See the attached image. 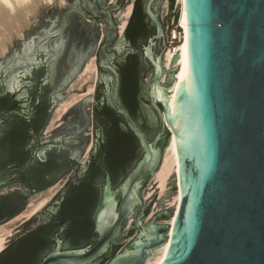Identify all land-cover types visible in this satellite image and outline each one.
<instances>
[{
    "label": "water",
    "instance_id": "water-1",
    "mask_svg": "<svg viewBox=\"0 0 264 264\" xmlns=\"http://www.w3.org/2000/svg\"><path fill=\"white\" fill-rule=\"evenodd\" d=\"M106 1L65 0L63 7L44 8L24 28V37H14L0 57V96L22 97L28 109L38 92L46 91L48 100L55 92L53 111L95 55L93 103L90 94L73 103L51 134L40 137V142H46L63 136L74 138L78 133L70 146L78 162L69 168L75 171L74 176L96 153L100 130L95 106L103 92L107 98L104 96L98 105L108 104L123 119L122 127L135 136L141 153L123 179L111 185L109 176L105 177L93 212L95 242L62 250L61 240L56 238L55 248L40 264H92L101 256L102 264L119 248L120 240H114L128 218H132L137 233L105 264H144L167 237L169 246L160 264H264V0H184L188 70L176 92L172 119L170 92L160 84L170 87L176 80L177 69L166 71L163 55L181 4L168 0V12L163 16L159 10L163 0H116L112 6H106ZM137 1L144 3L145 16L155 29L141 47L150 68L141 74V111L137 115L139 120L142 115L147 117L151 138L123 108L116 92L114 68L130 45L125 30ZM130 2L132 12L120 36L117 17ZM98 22L103 37L97 45ZM176 60L177 56L172 63ZM90 105L92 146L80 165L90 139ZM172 135L179 164V208L172 226L164 222L171 217L172 208L144 223L149 210L141 189L158 169ZM6 182L0 181V186ZM172 184L174 193V178ZM62 193L28 220L40 221ZM28 201L26 198L25 206ZM18 226L0 224V228L12 229L11 236L14 229L21 230L22 225ZM112 241L117 246L107 252Z\"/></svg>",
    "mask_w": 264,
    "mask_h": 264
},
{
    "label": "trees",
    "instance_id": "trees-1",
    "mask_svg": "<svg viewBox=\"0 0 264 264\" xmlns=\"http://www.w3.org/2000/svg\"><path fill=\"white\" fill-rule=\"evenodd\" d=\"M154 33V26L145 16L144 3L137 1L125 30V38L138 51L129 53L117 64L116 91L121 105L134 120L138 119L139 109L141 47ZM15 109L17 104L9 95L0 96V116ZM47 109V92L43 91L39 96V103L34 107L35 119L31 122L33 126H44ZM95 115L100 117L96 120V124L102 131L104 143L88 165L81 192L69 203L64 204L57 216L59 224L70 222L64 234L69 240L70 247H79L92 242L89 233L92 230L93 212L100 196V187H97V184L103 183L105 174H108L114 185L119 178L123 179L128 174L141 156L137 139L132 132L122 127L123 119L110 106L95 107ZM30 126L15 114L3 118V123L0 125V174L4 173L3 164L7 162L15 165V168L28 162L29 156L24 146L26 131ZM141 127L150 133L144 125ZM48 156L44 162H35L25 167L17 176L20 182L36 190L50 185L59 172V156L54 152L49 153ZM79 216H82L81 221H77Z\"/></svg>",
    "mask_w": 264,
    "mask_h": 264
},
{
    "label": "flooded vegetation",
    "instance_id": "flooded-vegetation-1",
    "mask_svg": "<svg viewBox=\"0 0 264 264\" xmlns=\"http://www.w3.org/2000/svg\"><path fill=\"white\" fill-rule=\"evenodd\" d=\"M131 49L134 50L133 53H136L138 51L135 48H133L131 45H128L126 47L125 53L121 55L118 60L120 62L123 61L129 53H132L130 52ZM105 67L108 68L107 66ZM148 68H150V66H148L142 58L141 66L139 69L140 79L142 77L141 74L144 73V71L147 70ZM114 69L116 72V78H117V83H118L117 67ZM41 86L42 85L38 87L39 90ZM1 92L2 91H0V93ZM41 93L42 92H38L37 95L33 97L32 103L28 109H25L28 106V102H26V100H23L22 97L16 98V97L9 95L11 100L16 102L17 109L6 112L0 116L2 123H3L4 117L10 114H15L31 125L29 128H27L26 135H25L26 143L24 146L25 152L29 156L28 162H26L23 166L19 168H15V165H13L10 162L3 164L4 173L0 174V181L7 180V182L4 185L0 186V190H1L0 191V224H4L12 220L13 218L17 217L20 214V212L23 210L26 204L25 202H26L27 197L33 194L42 192L43 190L51 187L67 172V170H69V168H72L75 165L78 166L76 154H73L70 151V146L72 145L71 140L77 137V134H78L77 132L74 134L73 136L74 138H72V136H63L59 138L58 140H52V141L49 140L46 142H40V137L42 135V132L45 129L49 115L53 112L51 107L53 106V93L55 92L51 94L50 100H48L47 98L48 109L45 115L46 121H45L44 126L39 127V125H37L35 127L33 126L31 122L33 121V119H35L34 107L35 105L39 103V96ZM106 93L105 92L102 93L101 97L96 101L95 107H102L103 105H108V104H103L102 106L98 105V101L100 102V100H102L103 97L106 96ZM139 98L140 96H138V104H139L138 113L139 111H141ZM143 104L145 106L147 105L145 103ZM141 117H142V120L137 119L135 121L139 124L140 127L144 125L146 129L149 130V124L147 121L148 120L147 117L145 115H142ZM99 118H100L99 115H95V121L97 119L99 120ZM155 123H158V121L156 120ZM141 129L146 133V135L149 138H151V135L150 133H148V131H145L142 127ZM98 130H100V133H99L100 136H99V143L97 146L96 153L91 156L84 170L80 174H77L76 176H74V178L66 185L61 198H59L57 202L52 203L51 208L47 211L48 213L45 217H43L37 223H35L34 221L32 222L30 220H25L18 226L20 227L22 225V228L20 231H18V229H16L17 232L15 229L13 230L15 231L14 234L8 238L4 248L0 251V264H40L42 258L47 253H49L51 250L55 248L56 238H59L61 240L62 250L78 249V248L86 247L88 245H92L95 242L96 235L93 232V218H92V230L89 233L91 235L90 238L92 242L90 244H86V245L79 246V247H70L69 243L68 245L66 244V242H69V240L64 237L65 231L67 230L70 222L68 221L66 223L59 224L57 220V216L61 210V207L64 204L66 205L67 203H69L73 199L74 196L79 195V193L81 192V187H84L83 182H84V177L86 175L88 165L92 157L98 153L101 144L104 143L103 134H102L100 127ZM157 132H158V127H157ZM51 152H54L59 156L58 157L59 172L57 173L55 180L47 187L40 189V190L39 189L36 190L34 188H30L29 186L22 184L20 180L17 178V176L24 170V168L28 167L29 165L35 162H44L49 157L48 155ZM106 176H109V175L105 174V177ZM103 183H104V180H103ZM103 183L100 182L97 184V187H100V192H101V187ZM111 185H113L112 181H111ZM8 188H13V189L8 191ZM6 189H7V192H2ZM99 199H100V196H99ZM53 205L54 207H52ZM144 213H145V210L141 213V217L144 215ZM81 220H82V216L77 217V221H81ZM132 230H136L134 226ZM136 233H137V230H136ZM121 238L122 236L120 235L114 241L117 242ZM130 241H128L126 244H128ZM116 246L117 244H115L112 241L110 246L108 247L107 252L116 248ZM122 248L120 249V251L122 250ZM101 262H102V256L96 258L92 262V264H101Z\"/></svg>",
    "mask_w": 264,
    "mask_h": 264
},
{
    "label": "bare ground",
    "instance_id": "bare-ground-1",
    "mask_svg": "<svg viewBox=\"0 0 264 264\" xmlns=\"http://www.w3.org/2000/svg\"><path fill=\"white\" fill-rule=\"evenodd\" d=\"M44 2L47 3V2H50V0H0V55L4 54V51L6 50L8 43L11 42L13 37H21L22 31L28 25L30 17H32L37 12V8L39 7V5H41ZM177 2L181 4L179 17L176 23L178 27H180L181 29V40L174 49L172 48L166 49L163 55L164 69L166 71L174 70L175 68L177 69L174 74L176 80L174 84L171 85L170 87H165L163 84H160L162 87H164L166 90L170 92L169 93V99H170V104H171V109L169 113L170 119H172L174 115L176 92L178 90V87L182 79L185 78L187 74V70H188L186 11H185L184 0H177ZM129 11H130V8L128 7L127 11H125V15L123 17L122 22H120L121 24L118 28L119 34L122 33L125 27V23H126ZM175 56H177V60L174 63H172V59ZM94 69H95V62H94V59L91 58L90 61L85 66L82 74L79 76V78H76V79L77 80L79 79L78 81L80 83V82L89 80V78L90 79L93 78ZM164 78H165V75L162 76L161 81H164ZM92 87L93 86L88 87L89 89L87 91L89 92L92 91L91 89ZM79 98H81L79 95L72 94L70 97L68 96V99L66 101L60 103L57 106V108L54 110V113H53V116L51 118V122L49 125L52 126L54 123V120H56L61 115V113H63L71 104L79 100ZM153 98L154 100H158V96H156L155 93H153ZM178 175H179V164H178L177 149H176L175 138L172 135L170 136L168 144L164 148L163 156H162L158 169L155 171V173L151 175V178L149 180V182L151 181L152 183L153 182L155 183L156 185L155 188L158 191L159 195L163 196L167 193L169 189L171 178L172 177L174 178V184L176 185V191L174 195L166 201V206L173 207L172 208L173 213L171 217L165 221V223H168L170 226H172L174 223L175 216L178 211L179 202H180V189H179ZM55 190L56 189H53L52 187V190H49L46 192L45 198L46 199L51 198ZM150 194L151 193L148 190L143 191L141 196L144 202L146 201V199L149 198ZM37 203H35L33 200L32 202H30V204L27 206L26 211L23 213V215H25L24 217H28L32 215L37 210L39 206V204ZM131 220L132 218L127 219L128 222H130ZM10 230H8V227L1 228L0 230V233H1L0 251L4 247L7 241V238L11 235L12 231ZM170 234H171V230H169V235ZM169 242H170L169 237H167L166 242L160 248H157L150 252L149 257L145 260L144 264H160L165 258L167 248L169 246Z\"/></svg>",
    "mask_w": 264,
    "mask_h": 264
},
{
    "label": "rangeland",
    "instance_id": "rangeland-1",
    "mask_svg": "<svg viewBox=\"0 0 264 264\" xmlns=\"http://www.w3.org/2000/svg\"><path fill=\"white\" fill-rule=\"evenodd\" d=\"M115 1L116 0H107L106 1V6H112L114 3H115ZM127 0H124V2H126ZM132 1H135V0H132ZM64 4H65V0H50V2H47V3H42L41 5H39V7L37 8V12L32 16V17H30V19H29V22H28V24L37 16V14L40 12V11H42L44 8H46V7H48V6H56V7H63L64 6ZM174 6V5H173ZM128 7L130 8V11H129V14H128V17H127V20H126V23H125V27H126V25H127V22H128V19H129V17H130V15H131V12H132V8H133V2H130L128 5H126L125 7H124V9H125V11H127V9H128ZM159 10H160V13L163 15V16H166V14H167V12H168V0H163L162 1V3L160 4V7H159ZM125 11L124 12H122V13H120V15L117 17V27L119 28V26H120V22H122V20H123V17H124V15H125ZM172 12H174V7H173V9H172ZM98 25H99V27H100V35H99V38H98V40H97V45H98V43L102 40V37H103V33H102V24H101V22H98ZM125 27H124V29H125ZM176 27H178V25L177 24H174L170 29H169V34H168V38H167V43H166V46H165V48L166 49H169V48H172L175 44H172L171 43V41H170V36H171V32L173 31V30H175V31H177V28ZM180 28V27H179ZM124 29H123V31H124ZM181 30V29H180ZM23 31H24V29H23ZM22 31V34H21V37H16L17 39H22L23 37H24V32ZM122 31V32H123ZM122 34V33H121ZM121 34H120V36H121ZM14 38V37H13ZM12 38V39H13ZM12 41V40H11ZM11 43V42H10ZM10 43H8V46H7V48H6V50L8 49V47H9V45H10ZM179 44V43H178ZM177 44V45H178ZM97 45H96V48H95V52H96V50H97ZM165 49V50H166ZM6 50L4 51V53L6 52ZM4 54H2V55H0V57L1 56H3ZM91 58H93L94 59V62H95V55H92V56H90V58L88 59V61L86 62V64L84 65V67H83V69L81 70V72H80V74H79V76L82 74V72H83V70H84V68H85V66L87 65V63L90 61V59ZM171 71V70H170ZM170 71H168V72H170ZM148 75H151V71H148ZM79 76L77 77V78H79ZM79 80V79H78ZM77 79H75V81L73 82V84H72V86L70 87L71 89H69V91H68V94H67V97L62 101V102H64V101H66L67 99H68V96L70 97L72 94L73 95H79L81 98H79V100L80 99H82L83 97H85V96H87V95H91V100H90V102L91 103H93V93H94V88H95V84H96V80H97V68H96V64H95V69H94V76H93V78H89V80H87V81H84V82H80L79 83V81H78ZM78 81V82H77ZM148 83L149 82H146V89H147V87H148ZM77 84V85H76ZM76 87H75V86ZM93 86L91 89H92V91H87L89 88L88 87H90V86ZM74 86V87H73ZM80 86V87H79ZM88 93H87V92ZM82 95V96H81ZM78 101V100H77ZM76 101V102H77ZM61 102V103H62ZM75 103V102H74ZM72 105V104H71ZM70 105V106H71ZM69 106V107H70ZM68 107V108H69ZM57 108V107H56ZM55 108V109H56ZM54 109V110H55ZM54 110H53V112L51 113V115H50V117H49V119H48V121H47V124H46V126H45V129H44V131L42 132V137H48L50 134H51V132L54 130V128L56 127V125H57V123H58V121H59V119H60V117L62 116V114L67 110H65L63 113H61V115L56 119V120H54V123H53V125L52 126H50L49 124H50V122H51V118H52V116H53V113H54ZM55 125V126H54ZM50 126V127H49ZM49 129V130H48ZM89 135H90V139H89V142H88V144H87V146H86V148H85V150H84V152H83V154H82V156H81V158L79 159V164L80 165H83L84 163H85V161L87 160V158H88V154H89V151H90V149H91V146H92V105H90V132H89ZM74 175H75V171L73 170V169H70V170H68L55 184H53L51 187H49V188H47V189H45V190H43L42 192H39V193H36V194H33V195H31V196H29V197H27L28 199H29V201H28V203H27V205L25 206V208L20 212V214L18 215V216H20V217H15V218H13L12 220H10V221H12V222H10V221H8V222H6V224L9 226V227H15V226H18V225H20L23 221H25V220H28L29 218H31L32 216H34L37 212H39L44 206H46L51 200H53L56 196H58L59 194H61L63 191H64V189H65V187H66V185L74 178ZM173 178V177H172ZM172 178H171V180H170V185H169V189H168V191H167V193L165 194V195H163V196H160L159 195V193H158V191L156 190V185H155V183L153 182H147L146 183V185L141 189V194L143 193V191H145V190H148L151 194H150V196H149V198L148 199H146V201H145V205H146V207L148 208V210H149V213L145 216V218L142 220L144 223H146V222H149L151 219H152V217L155 215V214H157L158 212H161V211H164L165 209H168V210H171V208H173L172 206H166V201L168 200V199H170L173 195H174V193H173V184H172ZM150 180V179H149ZM52 187H53V189H56L55 190V192H54V194H53V196L51 197V198H49V199H46L45 197V195H46V192L47 191H49V190H52ZM11 189H13V188H8V191L9 190H11ZM1 191V190H0ZM2 192H7V189L6 190H4V191H2ZM37 194H38V196H37ZM34 196V197H33ZM43 197V198H42ZM39 199V200H38ZM44 199H46V200H44ZM32 200L35 202V203H37L38 201V203L37 204H39V206H38V208H37V210L32 214V215H30V216H28V217H24L25 215H23V213L26 211V209H27V206L30 204V202H32ZM42 205V206H41ZM14 222V223H13ZM17 222V223H16ZM165 222V221H164ZM10 223V224H9ZM128 223V224H127ZM127 224V225H126ZM8 227V230H10L11 228H9ZM132 228H133V225H132V220L130 221V222H128V221H126L125 222V224H124V226H123V230H122V233H121V236H122V238L120 239V246H119V248L106 260V261H104L103 263H106L107 261H109L115 254H117L119 251H120V249L128 242V241H130L132 238H134L135 237V235H136V230H132ZM0 230H1V228H0ZM10 231H12V229L10 230ZM11 234H12V232H11ZM0 235H1V233H0ZM11 236V235H10ZM9 236V237H10ZM8 237V238H9ZM8 238H7V240H8ZM7 242V241H6ZM6 244V243H5ZM5 246V245H4ZM4 248V247H3ZM2 248V249H3ZM102 263V264H103Z\"/></svg>",
    "mask_w": 264,
    "mask_h": 264
},
{
    "label": "built area",
    "instance_id": "built-area-1",
    "mask_svg": "<svg viewBox=\"0 0 264 264\" xmlns=\"http://www.w3.org/2000/svg\"><path fill=\"white\" fill-rule=\"evenodd\" d=\"M177 31L173 30L171 32V36H170V41L172 44H175L172 49H174L176 47V45L180 42L181 40V30L179 27H176Z\"/></svg>",
    "mask_w": 264,
    "mask_h": 264
}]
</instances>
